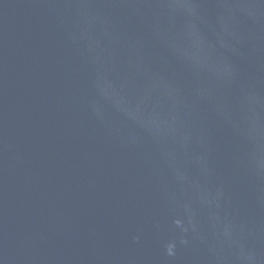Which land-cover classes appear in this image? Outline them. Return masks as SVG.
Wrapping results in <instances>:
<instances>
[{
    "label": "water",
    "instance_id": "obj_1",
    "mask_svg": "<svg viewBox=\"0 0 264 264\" xmlns=\"http://www.w3.org/2000/svg\"><path fill=\"white\" fill-rule=\"evenodd\" d=\"M0 264H264V0H0Z\"/></svg>",
    "mask_w": 264,
    "mask_h": 264
}]
</instances>
